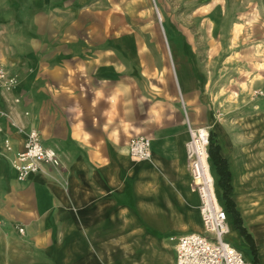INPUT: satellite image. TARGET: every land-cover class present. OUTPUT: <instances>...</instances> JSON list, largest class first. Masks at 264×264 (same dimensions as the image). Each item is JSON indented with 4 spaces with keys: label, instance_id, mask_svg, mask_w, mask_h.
Instances as JSON below:
<instances>
[{
    "label": "crops",
    "instance_id": "0c3cea01",
    "mask_svg": "<svg viewBox=\"0 0 264 264\" xmlns=\"http://www.w3.org/2000/svg\"><path fill=\"white\" fill-rule=\"evenodd\" d=\"M16 2L8 11L27 17L13 34L0 35V61L18 82L11 91L0 90V264H133L135 256L140 258L135 264H165L169 237L201 222L189 199L186 135L171 116L150 139V165L133 163L125 144L147 124L143 79L137 86L125 63L117 65V56H95L100 45L114 43L100 41L99 29L115 36L117 11L123 13L120 23L132 28V9H140L133 0H122L119 10L116 0ZM141 104L146 112L137 121ZM19 129L36 130L43 145L56 151L60 166H45L18 181L12 161L25 139ZM226 135L217 141L234 194L247 174L264 170V161L254 143L228 147L238 135ZM238 195L232 198L235 211L248 218L242 225L253 239L256 264H264V214L252 220ZM228 223L227 236L236 234L253 264L255 256L231 214Z\"/></svg>",
    "mask_w": 264,
    "mask_h": 264
},
{
    "label": "rangeland",
    "instance_id": "374dc122",
    "mask_svg": "<svg viewBox=\"0 0 264 264\" xmlns=\"http://www.w3.org/2000/svg\"><path fill=\"white\" fill-rule=\"evenodd\" d=\"M16 1L0 0V35L5 38L18 30V22L27 17L25 13L8 11L16 7ZM116 3L119 10L122 0ZM133 6L140 12L132 9V28L120 23L119 15L123 13L117 11L115 20L119 27L114 30L115 36L103 35V29H99L100 41L106 37L114 43L100 45L95 55L117 56V65L125 63L137 86L140 79L144 80L140 89L141 94L146 90L149 100L147 124L140 125L142 132L133 131L129 140L139 135L151 139L169 124L172 116L173 122L183 128L185 145L189 127L206 131L208 139L211 132L216 140L217 136L237 134L228 147L254 143L260 150L256 153L259 161H264V0H133ZM123 56H127L125 60ZM133 91L138 97V87H133ZM144 111L141 104L134 119H143ZM156 118L160 120L155 121ZM125 145L128 153V143ZM183 159L189 199L198 206L186 155ZM133 163L150 165L148 161ZM210 169L218 201L230 214L211 164ZM244 182L233 194L230 180V198L239 194L247 205L246 215L256 220L257 214H264V170L247 174ZM243 222L247 223L248 218ZM197 223L186 233H202V224ZM231 235L226 238L247 256L237 243L236 234ZM172 245L163 247L165 264H174ZM133 259L135 264L140 258Z\"/></svg>",
    "mask_w": 264,
    "mask_h": 264
},
{
    "label": "built area",
    "instance_id": "2783aa9c",
    "mask_svg": "<svg viewBox=\"0 0 264 264\" xmlns=\"http://www.w3.org/2000/svg\"><path fill=\"white\" fill-rule=\"evenodd\" d=\"M16 85V78L9 76L0 62V90L11 91ZM18 132L25 134L23 148L12 161L18 181H25L40 173L45 166H60L56 151L43 145L36 130L24 132L19 129ZM188 133L185 154L199 200L198 210L203 232L187 233L170 240L174 248V264H251L226 238L229 229L228 214L218 201L214 179L211 177L207 152L208 134L191 127ZM3 147L5 151H11L8 139L4 140ZM128 155L138 162L149 161L152 156L151 140L140 135L132 137L128 142ZM18 232L22 234L23 229L18 228Z\"/></svg>",
    "mask_w": 264,
    "mask_h": 264
},
{
    "label": "trees",
    "instance_id": "16d2710c",
    "mask_svg": "<svg viewBox=\"0 0 264 264\" xmlns=\"http://www.w3.org/2000/svg\"><path fill=\"white\" fill-rule=\"evenodd\" d=\"M210 164L213 166L214 171L218 177L217 186L221 190L222 198L224 200L225 208L234 218V225L242 238L247 242L252 254L255 256V246L252 237L248 234L247 230L242 225V219L235 211L234 203L230 198L231 185H230V172L228 170L227 160L220 154V146L217 143L214 133L209 134V144L207 148ZM256 263V256L254 258Z\"/></svg>",
    "mask_w": 264,
    "mask_h": 264
},
{
    "label": "bare ground",
    "instance_id": "6f19581e",
    "mask_svg": "<svg viewBox=\"0 0 264 264\" xmlns=\"http://www.w3.org/2000/svg\"><path fill=\"white\" fill-rule=\"evenodd\" d=\"M201 131H202V133H204L205 135H206V132L205 131H203L202 129H201ZM152 157H153V155L151 156V158H150V160L148 161V162H150L151 161V159H152ZM129 158L132 160V161H134V162H136L135 160H133L130 156H129ZM212 177V176H211ZM216 192V191H215Z\"/></svg>",
    "mask_w": 264,
    "mask_h": 264
}]
</instances>
